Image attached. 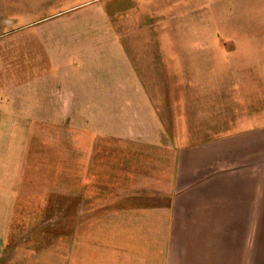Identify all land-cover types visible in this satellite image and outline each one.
Returning a JSON list of instances; mask_svg holds the SVG:
<instances>
[{"label": "crops", "instance_id": "1", "mask_svg": "<svg viewBox=\"0 0 264 264\" xmlns=\"http://www.w3.org/2000/svg\"><path fill=\"white\" fill-rule=\"evenodd\" d=\"M236 7L220 77L166 69L179 47H127L142 74L96 56L86 76L78 50L53 62L75 77L0 98V264H264V0ZM55 131L61 173L39 194L22 150Z\"/></svg>", "mask_w": 264, "mask_h": 264}, {"label": "rangeland", "instance_id": "2", "mask_svg": "<svg viewBox=\"0 0 264 264\" xmlns=\"http://www.w3.org/2000/svg\"><path fill=\"white\" fill-rule=\"evenodd\" d=\"M237 1L0 0V98L15 92L28 97L39 78L75 77L77 68L59 70L53 62L67 61L69 52L78 50L86 55V76L98 74L89 67L96 66V56L116 55L112 61L116 72L125 75V56L134 54V68L142 74V52H126L127 47H179L170 53L175 58L166 69L179 76L220 77L223 64L237 60L236 50L243 48L235 47L222 29L223 18L237 13ZM106 47L116 52L106 53ZM96 62L102 63L101 74H110L107 57ZM25 102L31 109L28 98ZM49 134L47 139L39 133L32 143L36 149L32 147L29 154L22 150V156L37 161L39 194L61 173V145L67 133ZM46 198L39 195V203L47 202ZM53 200L60 204L61 196ZM48 226L52 223L44 227Z\"/></svg>", "mask_w": 264, "mask_h": 264}]
</instances>
